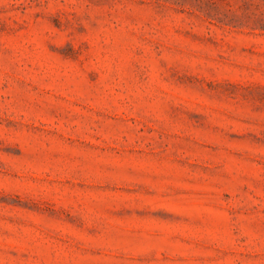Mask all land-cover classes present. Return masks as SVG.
I'll return each instance as SVG.
<instances>
[{
  "label": "rangeland",
  "instance_id": "rangeland-1",
  "mask_svg": "<svg viewBox=\"0 0 264 264\" xmlns=\"http://www.w3.org/2000/svg\"><path fill=\"white\" fill-rule=\"evenodd\" d=\"M0 264H264V0H0Z\"/></svg>",
  "mask_w": 264,
  "mask_h": 264
}]
</instances>
